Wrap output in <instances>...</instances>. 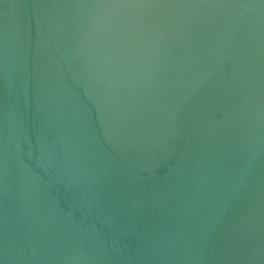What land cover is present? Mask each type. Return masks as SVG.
Returning a JSON list of instances; mask_svg holds the SVG:
<instances>
[{
  "label": "water",
  "instance_id": "obj_1",
  "mask_svg": "<svg viewBox=\"0 0 264 264\" xmlns=\"http://www.w3.org/2000/svg\"><path fill=\"white\" fill-rule=\"evenodd\" d=\"M0 264H264V0H0Z\"/></svg>",
  "mask_w": 264,
  "mask_h": 264
}]
</instances>
